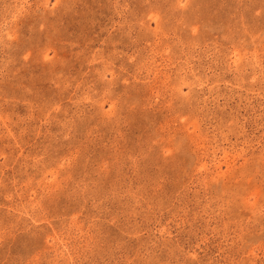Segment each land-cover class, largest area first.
<instances>
[{
	"label": "rangeland",
	"instance_id": "374dc122",
	"mask_svg": "<svg viewBox=\"0 0 264 264\" xmlns=\"http://www.w3.org/2000/svg\"><path fill=\"white\" fill-rule=\"evenodd\" d=\"M0 264H264V0H0Z\"/></svg>",
	"mask_w": 264,
	"mask_h": 264
}]
</instances>
